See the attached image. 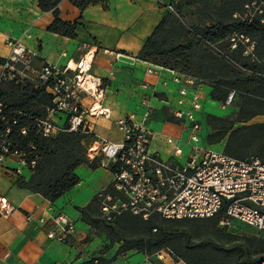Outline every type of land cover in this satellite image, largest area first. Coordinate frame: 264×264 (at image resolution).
<instances>
[{
  "label": "built area",
  "instance_id": "2783aa9c",
  "mask_svg": "<svg viewBox=\"0 0 264 264\" xmlns=\"http://www.w3.org/2000/svg\"><path fill=\"white\" fill-rule=\"evenodd\" d=\"M157 2L168 12L175 11L173 3L165 0ZM29 39H32V34L26 30L17 38L5 40L10 53L1 62L0 84L30 85L35 89H44L51 97V105L45 107L46 117L39 119L36 124L42 136L89 130L88 117H111V109L102 107L107 90L106 81L92 74L97 48L96 51L89 50L74 63V67H59L31 50L26 44ZM229 42L230 51L244 45L246 55L255 48L254 41L242 34H233ZM206 45L234 63L219 43L207 41ZM67 56L63 54V57ZM156 71V68L148 70L151 74ZM170 72L173 73L172 81L179 87L172 116L183 125L187 133L185 140L167 138V143L173 147L170 158H163L151 150L154 138L151 126L153 107L148 99L141 102L143 112L140 121L135 116H127L116 122L123 135L121 143L102 140L99 150H88L91 160L102 157L103 163L111 170L115 169L113 186L117 192L125 195V201L114 203L108 201L115 196L107 194L103 198L101 210L105 219L112 221L125 211L145 220L152 215H159L166 220H207L219 217V227L228 233H234L239 225L264 233V162L255 158L235 159L227 155L224 149L217 150L206 142L202 143L205 128L200 115L207 113L204 106L209 102H218L204 94L203 88L208 85L203 80L174 70ZM163 85L167 86V82ZM84 97L92 100L94 105L84 106ZM234 97L235 91H232L222 104L223 108L230 106ZM2 106L0 103V112ZM10 131L7 127L5 135ZM8 153L9 149L4 142L0 146V162L8 156H15L26 163L25 154L17 151L10 155ZM35 164L36 161L31 162L32 167ZM13 210L7 198H0L1 216L9 215ZM48 211L49 215L37 218L38 224L47 228L50 239L70 243L77 233L75 223L53 205ZM27 220L33 221L34 215H28ZM155 255L156 261L148 258L147 262L160 264L167 257L178 260L169 248L159 250Z\"/></svg>",
  "mask_w": 264,
  "mask_h": 264
},
{
  "label": "crops",
  "instance_id": "0c3cea01",
  "mask_svg": "<svg viewBox=\"0 0 264 264\" xmlns=\"http://www.w3.org/2000/svg\"><path fill=\"white\" fill-rule=\"evenodd\" d=\"M38 3L39 0H0V75L1 62L10 53L5 40L17 38L26 30L32 34V39L26 40L27 46L40 58L59 67H74V63L89 50L96 51L97 48L92 74L107 83L102 107L110 108L112 115L109 119L101 116L87 118L90 133L95 136L89 148L99 150L102 140L121 143L123 135L116 122L127 116H135L140 121L143 112L141 102L148 99L153 107L151 150L163 158H170L173 147L167 143V138H187L183 125L172 116L179 87L172 81L171 69L163 67L160 70L161 66L138 58L164 20V11L167 10L157 0H100L84 11L69 1H63L59 6L60 18L80 24L77 38L70 39L47 31L54 16L51 12H42ZM64 53L68 55L66 58ZM117 54L122 56L117 57ZM150 68L157 71L151 74L148 72ZM164 82L167 86L163 85ZM6 84H0L4 93H7ZM203 92L211 95L212 88L204 87ZM83 104L91 107L94 102L84 97ZM209 116L214 114L200 115L206 132L205 142L214 148L220 144L208 142L212 132ZM254 123H264V116L256 117ZM76 172L81 182L64 197L51 202L18 186L20 177L25 182L31 180L32 173L27 163L15 156H8L0 162V198H7L14 208L7 216L0 215V264H85L95 258H102L107 264H150L148 258L156 261L155 252H120L122 245L111 244L108 230L103 225L91 226L79 211L113 186L115 176L112 170L103 163L95 170L81 165ZM52 205L76 225V236L68 244L50 239L47 228L37 222L38 217L49 215L48 209ZM30 214L34 215L33 221L27 220ZM160 264L186 263L167 257Z\"/></svg>",
  "mask_w": 264,
  "mask_h": 264
},
{
  "label": "trees",
  "instance_id": "16d2710c",
  "mask_svg": "<svg viewBox=\"0 0 264 264\" xmlns=\"http://www.w3.org/2000/svg\"><path fill=\"white\" fill-rule=\"evenodd\" d=\"M63 1H69L79 10L84 11L89 6L100 3V0H39L40 10L46 13L51 12L54 16V21L47 31L76 39L80 24L77 21L67 22L60 18L59 6ZM252 8L254 13L248 18H243L239 14L236 18L221 21L208 28L202 36L197 32H192L195 38L213 53L215 52L206 45V42L219 43V46L228 52L235 63L227 61L217 54L228 66H222L218 71L208 69L211 71L210 74L200 70L194 77L204 76L207 78V80L199 79L212 88L210 97L219 104H224L232 91H235L234 99L239 96L240 91L243 92V101L237 119L208 117V124L212 128V132L208 136L209 144L216 145L226 141L224 151L227 155L239 160H249L253 157L264 162V123H251L256 117L264 116V71L258 67L259 58L256 55L257 49L261 47L264 54V0L242 2L241 10H237V12L246 13ZM163 24L164 20L158 25L146 45L155 37V33ZM235 33L245 35L254 41L255 48L252 53L246 55L244 45H240L235 50H229V38ZM257 40L260 42L258 48ZM224 44L227 46L224 47ZM146 45L142 50L144 53L142 60L176 71L174 66L168 62L155 60L151 54H147ZM188 50L187 47L173 46L167 52H163L162 57L169 61L183 60L187 65H190ZM236 53H241L243 58L245 57L248 61L241 63L235 58ZM249 71L254 73L250 74ZM180 72L191 76L193 73L192 69L187 67H184ZM16 90L18 95L13 103L8 102V94L0 90V103L3 105L0 112V146L4 142L6 143L9 149L8 155L15 151L25 154V160L32 177L29 182H25L24 178L20 177L18 186L40 194L51 202H56L81 182V178L76 172L81 165H88L94 170L102 165L99 157L91 160L88 156L90 144L95 136L89 130L84 131L83 129L76 132L64 131L51 137L42 136L36 124L39 119L46 117L45 107L51 105V97L44 89H35L30 85H16ZM238 124L241 126L237 127ZM7 127L11 131L5 135ZM23 130L26 131L25 134L22 133ZM32 161H36L34 167L31 166ZM112 172L114 173L115 169H112ZM107 194L116 196L118 192L114 186H111L94 198L87 207L80 208L79 211L91 226L103 225L108 230L111 244L122 245L120 252L130 250L157 252L164 248L170 249V246H173L177 253L171 250L176 254L178 260L186 264H216L206 255L205 251L209 247L217 253L224 251L221 245L208 242L205 245L190 248L191 252L199 251L194 259L184 256L181 251L183 244L178 232L174 230L173 226L164 225L165 222L176 223L182 220H166L159 215H152L145 220L128 211L116 216L112 221L101 219L99 213L102 211L101 203ZM213 219H219V217ZM222 238L224 244H236L242 239L233 233H226ZM227 251L233 252L232 250ZM222 262L223 264H262L264 255L254 258L252 255L241 254L234 260L233 255L228 254L225 255ZM85 264H107V261L95 258Z\"/></svg>",
  "mask_w": 264,
  "mask_h": 264
},
{
  "label": "rangeland",
  "instance_id": "374dc122",
  "mask_svg": "<svg viewBox=\"0 0 264 264\" xmlns=\"http://www.w3.org/2000/svg\"><path fill=\"white\" fill-rule=\"evenodd\" d=\"M167 3H174V12H165L164 24L155 33V37L152 38L149 44L146 45L147 54H151L155 60L162 62H168L174 66L175 70L180 72L184 67L192 69V76L200 70L207 74H210L209 70L218 71L222 66H228L217 54L213 53L204 44H202L193 33H199L201 36L205 34L208 28L216 25L219 22L228 21L232 18H236L241 14L243 18H248L254 13V9H250L249 12H237L241 10V3L248 0H165ZM155 6L161 9L156 3ZM163 10V9H161ZM236 11V12H235ZM243 11V10H242ZM235 12V13H234ZM241 12V13H240ZM193 32V33H192ZM257 48L260 46V42L256 41ZM183 46L189 48L187 55L189 56L190 65L183 60L181 61H169L162 57L163 52H167L171 47ZM227 46L224 44V47ZM257 58H259L258 67L264 71V54L262 47L257 49ZM143 51L138 58H144ZM235 58L241 63H245L248 60L236 53ZM142 60V59H141ZM144 61V59H143ZM146 61V60H145ZM152 63L150 61H146ZM154 64V63H152ZM155 65V64H154ZM170 68V67H169ZM209 69V70H208ZM184 72V70H183ZM203 80H207L204 76H199ZM5 89L8 94V102L13 103L16 100L18 92L16 85L7 83ZM243 92H239V96L233 100V103L226 108H223L222 103H208L204 106L207 113L214 114L218 118L235 120L238 118L240 112V106L243 101ZM213 106V107H212ZM254 123V120L251 122ZM241 126L240 124L237 127ZM202 143L206 141V132H203L201 137ZM220 145L214 147L217 150H221L226 146V141L219 143ZM253 157L249 158L252 159ZM103 164L102 157H100ZM118 201H125V195L118 192L115 198H112L108 203H114ZM100 218L105 219V214L100 211ZM219 219H207V220H182L176 223L165 222L164 225L174 228L178 232L182 242V253L184 256H188L194 259L199 252L195 250L190 251V248H196L200 245H205L208 242L217 243L222 246L224 251L217 253L213 248L209 247L205 253L210 259L216 262V264H223V258L225 255H233L234 260L239 255L245 256L252 255L254 258H259L264 255V233L257 231L254 228L239 225L233 234L241 237L242 239L236 244H224L222 236L227 231L221 230L219 227ZM170 249H174L170 246ZM227 250H232L227 251ZM231 252V253H230ZM177 253V252H176ZM228 253V254H227Z\"/></svg>",
  "mask_w": 264,
  "mask_h": 264
}]
</instances>
